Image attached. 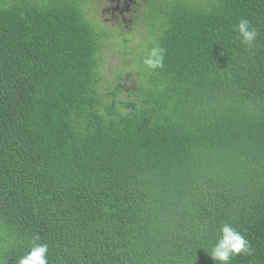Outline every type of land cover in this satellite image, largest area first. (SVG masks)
Listing matches in <instances>:
<instances>
[{
    "label": "trees",
    "instance_id": "obj_1",
    "mask_svg": "<svg viewBox=\"0 0 264 264\" xmlns=\"http://www.w3.org/2000/svg\"><path fill=\"white\" fill-rule=\"evenodd\" d=\"M89 2L0 0V264H215L224 223L264 264V0H152L124 97Z\"/></svg>",
    "mask_w": 264,
    "mask_h": 264
},
{
    "label": "clouds",
    "instance_id": "obj_2",
    "mask_svg": "<svg viewBox=\"0 0 264 264\" xmlns=\"http://www.w3.org/2000/svg\"><path fill=\"white\" fill-rule=\"evenodd\" d=\"M235 31L238 33L237 39L243 46L248 49L255 46L259 33L247 19H241L235 26ZM164 54L165 49L153 41V46L142 59L143 70L151 73L162 68ZM219 233L210 254L215 264H230L233 257L241 254L252 255L254 249L250 242L230 224L224 223ZM48 251L46 244H33L30 251L19 258L17 264H48Z\"/></svg>",
    "mask_w": 264,
    "mask_h": 264
},
{
    "label": "rangeland",
    "instance_id": "obj_3",
    "mask_svg": "<svg viewBox=\"0 0 264 264\" xmlns=\"http://www.w3.org/2000/svg\"><path fill=\"white\" fill-rule=\"evenodd\" d=\"M10 1V0H7ZM152 0H148V3H151ZM89 5L93 6L92 0H90ZM141 3L138 5L140 7ZM147 7V5H146ZM146 7H142L139 11L135 10L134 12L131 11L130 18H131V23L129 26L134 25L135 23V14L138 11L137 15V24L134 30L131 32L124 31L120 36L116 35L115 32L106 27V25L101 24V28L104 31L105 34V39L107 40L105 43V46L103 47V53L105 51L104 59L101 63L102 69L104 70L103 72V79L101 82V86L104 89H108L112 87V84L114 82L115 76L111 73V69L115 68L116 66L119 68H115L117 70L115 72H122L126 71L122 77L121 81V97L126 96V92L129 90L128 84H130V80L135 77L133 75V69H132V62L135 64L138 62L140 59H143L142 57L145 55V53L148 51L147 50V41L150 36V27L145 26L144 22H141V20L147 15V9ZM128 17V20L130 19ZM126 25V24H125ZM123 38L125 39L126 45L123 44ZM109 42V43H108ZM128 47V48H126ZM141 48V51H138V49ZM130 50V53H124V51ZM134 51L132 53V51ZM124 53V55H123ZM132 53V54H131ZM131 54V55H129ZM124 60V65L123 64ZM122 62V63H121ZM114 76V77H113ZM103 91V90H102ZM119 97V98H121Z\"/></svg>",
    "mask_w": 264,
    "mask_h": 264
},
{
    "label": "flooded vegetation",
    "instance_id": "obj_4",
    "mask_svg": "<svg viewBox=\"0 0 264 264\" xmlns=\"http://www.w3.org/2000/svg\"><path fill=\"white\" fill-rule=\"evenodd\" d=\"M148 0H94L93 15L96 16L97 28H101V24L112 29L116 35L120 36L122 32H131L136 27V19L138 11L147 5ZM141 3L140 7L138 6ZM138 10L135 14V23H131V11ZM128 17L130 18L128 20ZM99 23V26H98ZM126 24V25H125ZM125 39L123 38V41Z\"/></svg>",
    "mask_w": 264,
    "mask_h": 264
}]
</instances>
